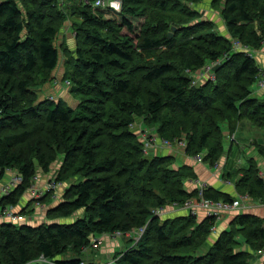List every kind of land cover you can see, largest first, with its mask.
I'll return each instance as SVG.
<instances>
[{
	"label": "trees",
	"instance_id": "1",
	"mask_svg": "<svg viewBox=\"0 0 264 264\" xmlns=\"http://www.w3.org/2000/svg\"><path fill=\"white\" fill-rule=\"evenodd\" d=\"M96 1L69 7L81 18L72 20L73 51L57 43L68 17L61 0H0V182L10 170L22 177L0 206H20L37 171L52 172L57 161L63 162L55 180L65 183L42 223H0V264H45L37 262L41 257L82 264L93 235L144 226L136 245L104 264H251V252L264 248L259 216L237 214L208 245L215 217L154 214L199 198V189L187 187L198 176L193 166L178 165L174 153L146 155L138 129L155 127L151 132L161 141L184 140L187 155L201 154L211 166L228 153L225 130L236 132L245 119L264 128V92L254 94L253 88L263 69L253 54L235 46L264 47V0H212L224 1L229 36L182 0H122L121 23L105 19L106 9L95 7ZM181 2L184 9L176 11ZM129 16H147L143 30ZM173 25L178 28L170 37ZM62 60V79L79 96L76 107L64 97L41 98L35 89L52 82ZM215 60H221L215 77L193 84L189 71ZM256 148L264 159V143ZM233 173L240 194L264 202V173L255 158ZM49 193L43 200H51ZM203 194L235 200L213 187ZM34 210L30 204L22 208ZM204 245L207 250L200 251ZM70 248L75 252L66 256Z\"/></svg>",
	"mask_w": 264,
	"mask_h": 264
},
{
	"label": "rangeland",
	"instance_id": "2",
	"mask_svg": "<svg viewBox=\"0 0 264 264\" xmlns=\"http://www.w3.org/2000/svg\"><path fill=\"white\" fill-rule=\"evenodd\" d=\"M118 1L121 3V5H119V7L121 8L123 5V1L122 0H118ZM61 2H62L61 3L62 7L65 8L66 12L68 13L67 14L68 17L66 20V24L61 29V32L58 35L57 43L59 45L61 43H65V41H63L64 36L66 37V36L71 35L73 38H67L68 43H65V44H67L70 49L75 51V49L77 47V40H76V32L73 29L72 20H81V18L72 14L70 12L69 7H71V8L74 7V5L79 2V0H73V1L61 0ZM182 2L185 3V6L189 5L192 9L199 11L201 14V17L212 20L214 22V29L217 32H219L222 35L229 36V30H228L226 21L224 20V18L222 16L221 8H220V6L224 4V1H221L219 3V5H215L212 2V0H188V1L182 0ZM182 2L180 5L177 6L176 11L184 9L185 6L182 5ZM111 8H107L108 10L106 9L105 11H103L104 18L107 20L108 19L109 20L110 19L117 20L118 22L121 23V20H122L121 19V12L122 11L119 12L120 8H117V10L113 9V8L111 10ZM95 12H100V11H95ZM130 18L132 19V21H133V23L136 26L138 31L143 30L145 23H146V20H147V16L130 17ZM173 26H175L176 29L171 30L170 33H173V36H174L178 27L176 25H173ZM69 41H73V42L70 44ZM248 49L250 51H252L253 53L258 54L259 56L261 55V53L264 52V47H262V49L256 50V51L254 49H250V48H248ZM62 57H63V60H65L66 54H65V56H63V54H62ZM63 60H62L63 65L61 64L60 67L56 70V71H59V74H58L59 77H62L63 72L65 71ZM212 63L213 62L210 61L205 66L211 65ZM55 76H57L56 73H54V77ZM63 80L64 79H61L60 82ZM50 83H51V81L46 83L43 86L40 84V86L38 85L35 87V89H39V95L41 96V98H45V97H48L50 95L49 93H46L47 92L46 87H48L50 85ZM65 87H67V86H65ZM256 87H257V84H254V86H253V88H255L254 94H256L255 91H263L264 92L263 88H261L259 86L257 88ZM68 88H69V86L67 87L66 90H68ZM66 90L63 88L64 93H62V94H66L68 96V98H67V100L65 98H63V100L68 102V104L71 107H76L77 103L79 101V96L76 97V95L71 94L69 92V90L67 92H66ZM258 94L262 95L261 92H258ZM56 99L58 100L57 97H56ZM245 120H246V124L242 123V121H244V120H242L239 123V125L240 126L244 125V126L241 129H239L240 126H238V130L236 132H231L229 130H225V133H224L225 135H224L223 141L225 143L226 152H228V153L226 155H224L220 160L222 161L225 157H227L228 154L230 155L229 157H227L228 163H230V165L226 166V171H232V172L236 171L237 172L238 169L244 168L248 165L250 158H255L258 162H262V163H260V167H261V170L264 171V163H263L264 159L260 156L258 150L255 148L256 145L254 143H252L253 141L255 143H264V128H258L250 120H248V119H245ZM247 125H249V126H247ZM147 129H148V131L156 130L155 127H151V126ZM133 130L136 132V128H134ZM153 134L156 137V142L152 143L153 149H151V151L149 153H145L149 157L157 155V154H161V152H160L161 149H156V148H158L159 145L162 144V146H160V147H168V148L173 147V148H175V151H178L177 153H180L177 155V157H178L177 159L179 161L186 160V159L188 160L189 157L194 159V157L187 155L185 149H183L184 140H180L179 142H176V143L170 142L171 145L170 144L167 145V144H163V142H160L158 134H157V136L155 133H153ZM241 137L245 138L244 141L241 139ZM232 146H233V148H231ZM243 147H246V148L243 149ZM161 155H167V154L162 153ZM61 163H62L61 161H57L56 163H54L52 166V169H51L53 171L52 172L50 171L51 173L50 172H48V173L44 172L41 169L38 170L37 176L39 177V179L36 180L33 184H31L29 187H31L32 185H36V184H38V186H41L43 188L51 187V184L53 182L52 179H56L57 172L61 167ZM203 163L208 164L207 162H203ZM219 164H221L220 161H219ZM216 165L217 164L211 165V166L215 167ZM221 168H222V166L218 167L219 170ZM14 173L15 172L13 170L8 171V174L6 175L5 179L2 180V183L5 184L6 181L9 180L10 177L12 178L13 176H15L16 174H14ZM232 174H233V177L236 178L237 173H232ZM232 174L230 173V175H232ZM235 182H236V180H235ZM60 186H61V188L59 187L58 190L51 189L50 191H48V192H50L49 196L51 199L49 202L46 200H43V198L46 196V194H48V192L46 194H44V196L41 198V201L46 205V208L42 211L37 212L36 219H38V221H39L38 223H42L43 221H41V220H43V219H48L47 218L48 208L52 203H56V202H53V195L55 193H57V197L59 199L63 195L65 183L60 184ZM236 190H237V188H236ZM28 191L24 195L22 201L20 202L21 205L16 207V210H20L19 207H21L23 203L26 205H29V204L33 205V207L35 206L37 199L35 197H33ZM170 207H171L170 205H167L163 209H160V211H159V209H157L154 211V214L161 217L162 219L176 217V216H171L172 214H170L169 211L167 212L168 208H170ZM179 207L183 208L182 206H179ZM194 215H196V214H194ZM218 221L219 220H217V223H218ZM126 236L127 235H125V234L112 235V234H107V233L93 235L91 244L82 250L81 255H82V258H83L85 264H88V263L99 264L98 262H103V261L114 262L115 256H117V257L121 256L122 253H124L126 251L127 247H130L132 245H136L138 243V242H135L134 238H129V236H127V237ZM212 238H213V236L211 235L208 239V245L213 243ZM116 240L121 241L120 245L122 244L123 246L118 247V249L113 250L112 249L113 247H110V246H112L114 244H116L117 246L119 245V243H117ZM124 244H127L126 247ZM208 245L207 246L204 245L203 247H200V251L205 252L208 248ZM74 252L75 251L72 248H70L67 251L66 256L71 255ZM110 252H113V255L109 254ZM38 259H40V258H38ZM38 259H36V260H38ZM250 260L252 261L253 257ZM42 262H44V261H42ZM44 263L45 264H55L54 261H48V262H44Z\"/></svg>",
	"mask_w": 264,
	"mask_h": 264
},
{
	"label": "built area",
	"instance_id": "3",
	"mask_svg": "<svg viewBox=\"0 0 264 264\" xmlns=\"http://www.w3.org/2000/svg\"><path fill=\"white\" fill-rule=\"evenodd\" d=\"M119 5H121V3L118 0H97L95 3V7H102L105 9L112 7L113 9H116V10H117V8H120ZM112 8H111V10H112ZM121 10H122V7L120 8V11ZM235 46L238 49L241 48V49L248 51L251 55L253 54V56H254V53L252 51H250L248 48L242 46L239 42H236ZM220 61L221 60L212 61L213 63L211 65L204 66L200 71H189L190 75L192 77V80H193V84L199 83L205 78H214L215 75L213 73V68L217 64H219ZM55 83L61 84V86L64 89H66L68 86L71 85L69 81H61L60 82L58 80H55ZM65 86H67V87H65ZM258 86L264 89V77H262L259 80ZM48 98L56 99V97L54 95H49ZM132 126H133V124H132ZM138 131L140 132L141 137H142L143 142H144V152L149 153L151 151V149H153L152 143L156 142V137L154 136V134L151 131H148L147 128L144 129L140 126ZM160 142H163V144H167V145L170 144L171 145L170 142H167L164 140H162V141L160 140ZM183 146H184L183 149H185V146H186L185 141L183 143ZM194 160L196 162L203 163L204 162V156L201 154L196 155V156H194ZM219 165L220 164L217 163L216 167H219ZM37 175L38 174H36L34 176V179H33L34 182L39 179V177ZM10 178H9V180L6 181L5 184H3L2 181L0 182V198L5 196V195H8L13 189H15L19 184L22 183V177L19 176L18 174L13 176L11 179ZM52 181L53 182L51 184V187H48V188H43L41 186H38V184L32 185L31 187L28 188V190H29L28 192L33 197H35L37 199L36 204L33 207V210L34 209L35 210L32 213L22 212V207H19L20 210H16V207H14V206H9V207H5V208H2L0 206V223L6 222V221L17 223V224H21V223H32L33 224V223L39 222L38 219H36L37 212L42 211L46 208V205L41 201V198L44 196V194H46L51 189L58 190L60 187V184H58L55 179H52ZM198 183L200 186L199 187V190H200V194H199L200 197L199 198L190 199L182 205H179L176 203V204H174V206L175 207L182 206L183 208L190 209V212L193 214L197 213V208H198V206H200L201 208L205 209L207 216H213L217 220H220L225 213L232 212V211L238 209L239 207H241L240 198L235 199L233 202H227V201H223V200L216 201V200H213L210 198H206L203 194L204 190L207 188L206 183H201L200 181H198ZM58 199L59 198L57 197V193H55L53 195V201L57 202ZM159 211H160V209H159ZM44 220L45 219H43L41 221H44ZM146 228L147 227L144 226V227H141L139 229H133V230L128 231V232L118 231L112 235L125 234V235L129 236V238H134L135 242H139L140 239L142 238V236L144 235ZM215 229H216V227H214L213 231H215ZM260 253L262 254V256H264V248H263V250L260 251ZM42 261L48 262L49 260L46 259L45 257H41L40 259L37 260V262H42ZM32 263H30V264H32ZM82 264H85V262H82Z\"/></svg>",
	"mask_w": 264,
	"mask_h": 264
},
{
	"label": "crops",
	"instance_id": "4",
	"mask_svg": "<svg viewBox=\"0 0 264 264\" xmlns=\"http://www.w3.org/2000/svg\"><path fill=\"white\" fill-rule=\"evenodd\" d=\"M67 38H73V37L71 35L66 36V37L64 36L63 41H65V43H68ZM69 42L71 44L73 41H69ZM254 56L259 61L260 65L263 69V76H264V52L261 53L260 56L256 53H254ZM58 74H59V71H56L57 76H55L54 79L52 80V82L50 83V85L48 87H46V90H47L46 93H49L50 95H55L57 98L64 97L65 99H67L68 96L66 94H62V93H64L63 87L60 84L55 83V80H61L63 78L64 72H63L62 77H59ZM259 92H261L263 94V91H259ZM242 123L246 124V120L242 121ZM243 126L244 125H241L239 127V129H241ZM247 126H249V125H247ZM241 139L244 141L245 138L241 137ZM252 143H254L256 145V143L254 141ZM160 146H162V144H160L157 149H161L160 150L161 154L162 153H164V154H173L174 153L176 155L180 154V153H177L178 151H175V148H173V147L168 148V147H160ZM231 148H233V146ZM244 148H246V147H243V149ZM255 148H256V146H255ZM229 156L230 155L228 154L227 157H229ZM227 157H225L222 161L220 160L221 164L219 166H222V168L220 170L216 166L214 167V166H210V165L205 164V163L196 162L194 159H192L190 157L188 160L187 159L181 160V161L177 160L178 165L189 164V165L193 166L194 170L198 176L197 179L189 180L187 182V187L190 190L199 189L200 186H199L198 181H200L201 183H206L207 188L213 187L215 189H218L221 192L232 195L235 199L240 198L241 207H239L238 209H236L232 212L225 213L223 215V217L218 221L216 229L212 233L213 242L219 237V234L223 230L228 229L230 227L231 221L239 213L252 214V215H256V216H259L260 218L264 219V202H260V201L254 199V198H251L250 196H247V195L239 194L238 191L236 190L235 180L237 181V179L239 177L237 175L236 178H234L233 174H232L233 172L231 173V171H226V166L230 165V163H228ZM260 163H262V162H259V165H260ZM263 163H264V161H263ZM229 173H231L232 175H229ZM262 173H264L263 170H262ZM224 174H228V175L225 177ZM25 206H26V204L23 203L21 207L23 208ZM170 206L171 207L168 208L167 212L169 211L170 214H172L171 216L188 215L191 213L190 209L181 208V207H174L172 205H170ZM196 216L200 220H203L204 218L207 217V213H206L205 209L198 206ZM116 241H117V243H119V245L117 246L116 244H114V245L110 246V247H113L112 248L113 250L118 249V247L123 246L122 244L120 245L121 241H118V240H116ZM124 245L126 247L127 244H124ZM243 249H247L248 251H251L250 247L246 244L243 246ZM251 253H252V257H253L251 264H264V256H262L259 252H255V251H252ZM109 254L113 255V252H110ZM107 262L108 261H103V262H98V263L104 264Z\"/></svg>",
	"mask_w": 264,
	"mask_h": 264
},
{
	"label": "water",
	"instance_id": "5",
	"mask_svg": "<svg viewBox=\"0 0 264 264\" xmlns=\"http://www.w3.org/2000/svg\"><path fill=\"white\" fill-rule=\"evenodd\" d=\"M173 29L175 30L176 29V27L175 26H173ZM173 36V33H170V37H172Z\"/></svg>",
	"mask_w": 264,
	"mask_h": 264
},
{
	"label": "bare ground",
	"instance_id": "6",
	"mask_svg": "<svg viewBox=\"0 0 264 264\" xmlns=\"http://www.w3.org/2000/svg\"><path fill=\"white\" fill-rule=\"evenodd\" d=\"M233 46V45H232ZM234 51V50H233ZM236 52V51H235ZM252 58V57H251ZM60 153V152H59ZM59 155H61V154H59ZM63 160V159H62ZM63 162V161H62ZM69 218V217H68ZM69 224V223H68ZM126 225V224H125ZM177 256V255H176Z\"/></svg>",
	"mask_w": 264,
	"mask_h": 264
}]
</instances>
